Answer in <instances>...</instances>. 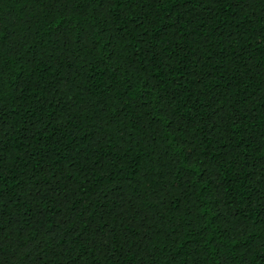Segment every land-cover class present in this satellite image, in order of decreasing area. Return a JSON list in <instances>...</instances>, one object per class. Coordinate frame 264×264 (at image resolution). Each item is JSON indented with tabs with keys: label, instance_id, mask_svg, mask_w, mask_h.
I'll return each instance as SVG.
<instances>
[{
	"label": "trees",
	"instance_id": "1",
	"mask_svg": "<svg viewBox=\"0 0 264 264\" xmlns=\"http://www.w3.org/2000/svg\"><path fill=\"white\" fill-rule=\"evenodd\" d=\"M0 264H264V0H0Z\"/></svg>",
	"mask_w": 264,
	"mask_h": 264
},
{
	"label": "snow or ice",
	"instance_id": "2",
	"mask_svg": "<svg viewBox=\"0 0 264 264\" xmlns=\"http://www.w3.org/2000/svg\"><path fill=\"white\" fill-rule=\"evenodd\" d=\"M185 2H186V0H185Z\"/></svg>",
	"mask_w": 264,
	"mask_h": 264
}]
</instances>
